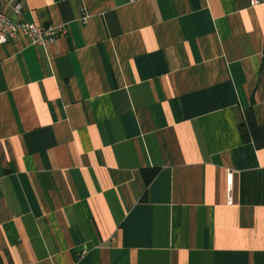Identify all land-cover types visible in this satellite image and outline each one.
Returning a JSON list of instances; mask_svg holds the SVG:
<instances>
[{"label": "crops", "instance_id": "0c3cea01", "mask_svg": "<svg viewBox=\"0 0 264 264\" xmlns=\"http://www.w3.org/2000/svg\"><path fill=\"white\" fill-rule=\"evenodd\" d=\"M17 1L0 264H264V5Z\"/></svg>", "mask_w": 264, "mask_h": 264}, {"label": "built area", "instance_id": "2783aa9c", "mask_svg": "<svg viewBox=\"0 0 264 264\" xmlns=\"http://www.w3.org/2000/svg\"><path fill=\"white\" fill-rule=\"evenodd\" d=\"M249 2L251 6L264 5V0H249ZM0 3L10 5L15 14H19L22 10V4L17 0H0ZM19 33L27 36L31 44L45 45L64 35V30L61 26L51 24L14 22L0 9V44L12 41Z\"/></svg>", "mask_w": 264, "mask_h": 264}]
</instances>
